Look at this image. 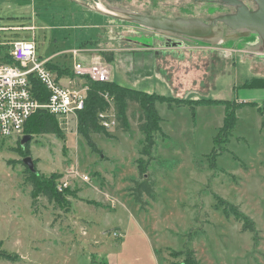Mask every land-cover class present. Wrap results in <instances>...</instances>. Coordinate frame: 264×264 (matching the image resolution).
Wrapping results in <instances>:
<instances>
[{"label": "rangeland", "instance_id": "1", "mask_svg": "<svg viewBox=\"0 0 264 264\" xmlns=\"http://www.w3.org/2000/svg\"><path fill=\"white\" fill-rule=\"evenodd\" d=\"M98 2L116 15L96 10ZM226 10L210 0H0V26H27L1 29V42L34 40L39 59L51 56L50 63L69 68L102 63L119 85L186 100L170 108L155 102L160 129L146 170L153 199L143 195V206L129 190L144 140L136 102L123 103L124 125L90 133L97 152L74 118L58 120V134L35 133L24 144L41 175L55 173L58 182L75 169L88 176L69 177L62 202L40 196L31 205L21 138L3 141L0 252L18 257H0V264H105L109 252L142 257L143 240L155 264L181 263L184 255L173 251L183 247L200 264H264V87L244 85L264 79V40L250 27L205 25ZM133 11L156 15L162 26L139 25L128 18ZM188 18L202 24L178 23ZM228 101L235 121L226 138L217 132ZM215 196L235 205L254 230L225 217ZM118 226L122 238L112 236Z\"/></svg>", "mask_w": 264, "mask_h": 264}, {"label": "trees", "instance_id": "2", "mask_svg": "<svg viewBox=\"0 0 264 264\" xmlns=\"http://www.w3.org/2000/svg\"><path fill=\"white\" fill-rule=\"evenodd\" d=\"M110 4V3H109ZM6 48V47H5ZM3 48L0 47V60L10 61L8 59V55L6 51H3ZM3 53V54H2ZM46 67L56 73L57 77H61L62 75L73 76L69 67H61L55 63H50L48 60L46 63ZM30 83L33 90V95L39 101L45 100L47 97V92L43 84L34 77H30ZM88 90L86 92V97L84 100V107L82 110L77 112V130L82 134L87 144L91 147V149L95 152L98 151L95 143L92 141L90 137L91 132H102L107 133L106 129L102 127L97 122V113L101 110H106L108 108V103L106 99L101 95V92L108 94L112 101H116V110L117 121L124 125V117H123V103L125 101H133L140 105L142 108V112L139 115L138 129L144 134L143 145L140 150V157L136 160L137 172L139 177L133 180V185L129 189L131 192V196L137 204L144 205L146 200L143 199V195L153 199L152 191L154 187V181L152 179H148L147 170V162L152 159L151 152L155 145V135L154 131H159L160 127L158 125L160 121L159 114L155 107V102H163L167 103L168 107H171L172 102L174 104H180L185 102L186 100L177 99L172 97H166L157 93L148 94L143 92L142 90H136L133 88L125 87L119 85L115 81L108 82H94L88 81ZM247 88L254 87H264V79L263 78H253L248 83H244ZM181 101V102H180ZM212 101V99H196L193 102L196 104ZM248 103V102H246ZM252 102H250L251 104ZM231 104V103H230ZM254 103H252L253 105ZM227 110L224 114L223 124L220 127L219 132L227 136L231 132V128L235 121L234 116V106L229 105V101L226 104ZM236 106V105H235ZM60 125L58 119L44 110H39L34 113L25 123L24 126V134H55L59 132ZM217 134L214 137V140H217ZM225 138V139H226ZM24 151L22 150L23 155L30 154L29 144L27 143L24 146ZM147 159H144V158ZM35 165V162H34ZM28 177L31 185L30 189V198L31 205L35 204V201L38 197L42 196L47 198L49 201L54 202H62L64 199V195L66 192H59L56 190L55 184L58 179V175L55 173H51L49 176L41 175L36 169L35 171H30L27 167ZM147 176V177H146ZM217 204L216 208L221 209L222 213L225 217L230 216L232 214L238 221L242 222L243 229L247 231H253V222L242 213L235 205L227 202L226 200L215 196ZM173 254L177 256L184 255V259L181 263L175 264H200L195 256V252L193 249H189L187 247H183V249L179 251H173ZM0 257L5 258L9 261H15L17 259L16 254H8L5 252H0Z\"/></svg>", "mask_w": 264, "mask_h": 264}, {"label": "built area", "instance_id": "3", "mask_svg": "<svg viewBox=\"0 0 264 264\" xmlns=\"http://www.w3.org/2000/svg\"><path fill=\"white\" fill-rule=\"evenodd\" d=\"M35 50L34 40L17 39L11 41L7 52L10 61L0 60V145L9 138H21L24 135L25 123L39 110L54 115L60 124L62 121L67 123L72 118L77 123V112L84 107L87 82L112 81V73L107 65L75 61L71 69L73 76L62 75L69 78V85H64L60 82L62 76L58 78L55 72L46 67L49 58H37ZM30 77L37 78L45 87V100L39 101L34 97ZM76 79L83 81L75 84ZM101 95L106 99L108 108L97 113V122L109 129L117 122L116 113L112 98L103 92ZM69 171L56 182V190L62 191L66 188L68 178L75 175L89 181L87 175L79 176L75 169ZM112 236L119 237L120 234L114 231Z\"/></svg>", "mask_w": 264, "mask_h": 264}, {"label": "water", "instance_id": "4", "mask_svg": "<svg viewBox=\"0 0 264 264\" xmlns=\"http://www.w3.org/2000/svg\"><path fill=\"white\" fill-rule=\"evenodd\" d=\"M223 4L235 6L233 13L223 14L211 19L210 23L206 26H213L217 21H223L229 27H250L259 30L264 40V0H252L256 4L254 10H249L241 0H217ZM180 24L196 25L202 24L199 20L188 18L185 20H178ZM31 138L30 134H24L21 137L20 145L24 144ZM30 171H35L34 161L31 156H24L21 160Z\"/></svg>", "mask_w": 264, "mask_h": 264}, {"label": "crops", "instance_id": "5", "mask_svg": "<svg viewBox=\"0 0 264 264\" xmlns=\"http://www.w3.org/2000/svg\"><path fill=\"white\" fill-rule=\"evenodd\" d=\"M96 4V3H95ZM95 7V6H94ZM96 9V8H95ZM96 10H98V9H96ZM100 12H102V13H106V12H103L102 10H100ZM16 27H20V26H16ZM27 26H25V27H23V26H21L20 28H26ZM3 28H11V29H13L14 27H5V26H0V29H3ZM10 43H11V41H6V42H1V40H0V47H2L3 48V50H2V52L3 51H6V52H8V50H9V48H10ZM4 46H6V48L4 47ZM168 48H170V49H172V50H174V48H176V47H168ZM179 48H181V49H184V47H179ZM160 50H162V48L160 49ZM168 51H170L169 49H168ZM165 52V51H164ZM170 52H172V51H170ZM3 54V53H2ZM184 54V53H183ZM0 56H2V55H0ZM181 56H182V54H181ZM51 57V56H50ZM50 57H48L49 58V61H50ZM73 65V64H72ZM72 69V66H71V68H70V70ZM188 75H189V73H188ZM61 79H67V80H69V78L68 77H64V76H62V78ZM74 81V80H73ZM114 81V80H113ZM187 82V81H186ZM75 83H78V84H80L81 83V81L79 80V79H77V81L75 80ZM134 89V88H133ZM137 90V89H136ZM143 91V90H142ZM153 93H155V92H153ZM158 94V93H157ZM161 95V94H160ZM164 96V95H163ZM172 98H175V97H172ZM179 98H181V97H178L177 99H179ZM184 100V99H183ZM156 107V106H155ZM157 110V109H156ZM116 229H118L119 231H117L118 233H120L121 234V238L123 237V235H124V233H122L121 231H120V229H121V226H118V228H116ZM93 232H95V230H93ZM125 238V237H124ZM127 240V239H126ZM141 240H143V239H141ZM144 242H142V244H143V246H144V249H145V252L144 253H142V257L139 255V253L138 254H136V255H132V254H130L131 256H127L126 254H125V252L124 251H121L120 253H106V254H104V252H105V247H103V246H101V247H99V248H96V249H94L93 251H94V253L96 254L97 253V256H99V255H102V254H104L105 255V257H104V262H105V264H127V263H135V264H155L154 263V261L152 260V256H151V254L149 253L151 250L149 249V247H147V243H146V241L145 240H143ZM128 241H123L122 242V246L123 245H128V244H130L131 245V243H127ZM124 246V247H125ZM83 247H85V245H83ZM92 251V252H93ZM138 256V257H137ZM148 260V261H147Z\"/></svg>", "mask_w": 264, "mask_h": 264}, {"label": "flooded vegetation", "instance_id": "6", "mask_svg": "<svg viewBox=\"0 0 264 264\" xmlns=\"http://www.w3.org/2000/svg\"><path fill=\"white\" fill-rule=\"evenodd\" d=\"M213 2V3H218L219 5H221L222 7H227L228 10L226 11H221L219 14L215 15L214 17L216 16H220V15H223V14H228V13H233L235 11V6H230V5H226V4H223L222 2L220 1H217V0H210V2ZM249 10H254L256 8V4L252 1V0H241ZM109 9L112 10L111 7H108ZM97 9V8H96ZM99 10V9H98ZM104 12V11H103ZM139 12H134L130 15H128V18L131 19L132 21L138 23L139 25L141 26H144V24H147V25H153V26H162L161 22L159 21V19H156L158 17H152V18H149L147 16H143L142 14H138ZM112 14V13H111ZM112 15H116L115 13H113ZM214 17H211V18H214ZM169 28V26H167ZM21 148H25L24 146ZM22 149V150H23Z\"/></svg>", "mask_w": 264, "mask_h": 264}, {"label": "bare ground", "instance_id": "7", "mask_svg": "<svg viewBox=\"0 0 264 264\" xmlns=\"http://www.w3.org/2000/svg\"><path fill=\"white\" fill-rule=\"evenodd\" d=\"M95 7H98L100 10H102V11H104V12H106V13H114V11L113 10H110V9H108L107 7H105L101 2L99 3H97L96 5H95Z\"/></svg>", "mask_w": 264, "mask_h": 264}]
</instances>
